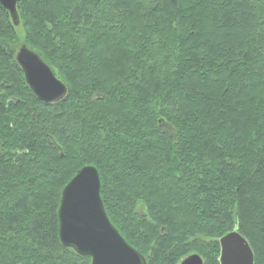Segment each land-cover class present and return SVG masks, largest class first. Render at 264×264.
Instances as JSON below:
<instances>
[{"label":"trees","instance_id":"obj_1","mask_svg":"<svg viewBox=\"0 0 264 264\" xmlns=\"http://www.w3.org/2000/svg\"><path fill=\"white\" fill-rule=\"evenodd\" d=\"M0 5V264H92L59 237L62 191L97 168L106 213L147 264H220L238 231L264 264V1ZM68 86L46 104L16 61Z\"/></svg>","mask_w":264,"mask_h":264},{"label":"water","instance_id":"obj_2","mask_svg":"<svg viewBox=\"0 0 264 264\" xmlns=\"http://www.w3.org/2000/svg\"><path fill=\"white\" fill-rule=\"evenodd\" d=\"M20 1L0 0L14 26L20 24L17 9ZM16 61L26 85L41 102L56 103L68 94L67 84L38 52L26 44L18 47ZM49 79L58 83L57 89L47 87ZM85 180L89 182L85 183ZM100 191V175L94 166L83 167L64 187L58 209L61 243L81 256L90 257L92 264H147L144 255L132 247L110 221ZM220 246V264L255 263L250 244L238 231L223 236ZM179 264H204V259L193 253Z\"/></svg>","mask_w":264,"mask_h":264},{"label":"snow or ice","instance_id":"obj_3","mask_svg":"<svg viewBox=\"0 0 264 264\" xmlns=\"http://www.w3.org/2000/svg\"><path fill=\"white\" fill-rule=\"evenodd\" d=\"M47 87H49L50 89H57L58 87V83L55 80L49 79L48 83H47ZM78 177V176H77ZM76 177V178H77ZM76 178L74 180H76ZM73 180V181H74ZM72 181V182H73ZM89 181L85 180V183H88ZM72 184V183H71Z\"/></svg>","mask_w":264,"mask_h":264},{"label":"rangeland","instance_id":"obj_4","mask_svg":"<svg viewBox=\"0 0 264 264\" xmlns=\"http://www.w3.org/2000/svg\"><path fill=\"white\" fill-rule=\"evenodd\" d=\"M16 27H18L19 33L21 34V30H22L21 27H19V25Z\"/></svg>","mask_w":264,"mask_h":264},{"label":"bare ground","instance_id":"obj_5","mask_svg":"<svg viewBox=\"0 0 264 264\" xmlns=\"http://www.w3.org/2000/svg\"><path fill=\"white\" fill-rule=\"evenodd\" d=\"M63 81V80H62Z\"/></svg>","mask_w":264,"mask_h":264}]
</instances>
